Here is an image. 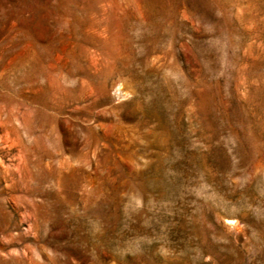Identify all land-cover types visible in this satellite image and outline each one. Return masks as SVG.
Instances as JSON below:
<instances>
[{
  "label": "rangeland",
  "instance_id": "374dc122",
  "mask_svg": "<svg viewBox=\"0 0 264 264\" xmlns=\"http://www.w3.org/2000/svg\"><path fill=\"white\" fill-rule=\"evenodd\" d=\"M0 264H264V0H0Z\"/></svg>",
  "mask_w": 264,
  "mask_h": 264
}]
</instances>
